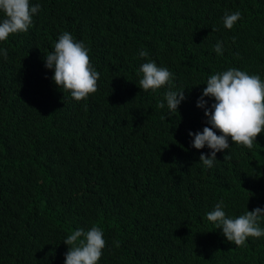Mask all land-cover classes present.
Masks as SVG:
<instances>
[{
    "label": "trees",
    "instance_id": "1",
    "mask_svg": "<svg viewBox=\"0 0 264 264\" xmlns=\"http://www.w3.org/2000/svg\"><path fill=\"white\" fill-rule=\"evenodd\" d=\"M30 4L40 5L32 27L0 42V264H64L67 236L92 226L106 241L98 264H264V237L237 247L207 220L221 200L232 218L264 207V133L251 150L229 139L212 168L199 162L210 149L188 135L209 126L196 104L210 75L237 68L264 80V0ZM236 11L229 30L224 14ZM65 31L100 73L86 100L44 65ZM149 61L184 90L178 112L169 115L167 86L139 88Z\"/></svg>",
    "mask_w": 264,
    "mask_h": 264
},
{
    "label": "clouds",
    "instance_id": "2",
    "mask_svg": "<svg viewBox=\"0 0 264 264\" xmlns=\"http://www.w3.org/2000/svg\"><path fill=\"white\" fill-rule=\"evenodd\" d=\"M39 11L40 5H31L30 0H0V12L4 16L0 20V42L6 41L10 35L27 32ZM240 19L239 11L226 12L223 17L224 27L230 30ZM214 51L222 55L223 42L217 41ZM0 54L7 59L6 49H0ZM139 56L147 57L148 53L141 50ZM44 65L54 70L52 80L55 85L70 91L76 101L86 100L98 91L100 73L91 63L89 49L67 31L59 36L54 51L44 56ZM139 71L143 74L139 88L156 92L167 86L164 100L169 115L178 112L186 96L184 90H173L174 74L167 67L157 66L154 61L143 63ZM205 97L214 98L210 107ZM196 106L204 110L206 124L209 126L195 133L189 131L188 135L193 137L192 147L195 149H203L205 146L210 149V154L202 153L199 157V162L206 168L214 166L217 153L230 148L229 139L233 144L251 150L257 137L264 133V80L258 74L250 75L246 71L229 68L210 75ZM157 107L163 109L164 102ZM217 132L220 134L217 135ZM224 159H230V156L226 154ZM225 207L223 200L216 203L214 209L207 213V220L217 229H222L228 242L237 247H246L248 238L264 237V228L260 226V220L264 218V207L247 210L236 218L229 217ZM63 243L68 246L64 264H98L106 246L103 230L97 226L87 231L77 229Z\"/></svg>",
    "mask_w": 264,
    "mask_h": 264
}]
</instances>
